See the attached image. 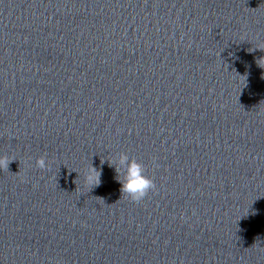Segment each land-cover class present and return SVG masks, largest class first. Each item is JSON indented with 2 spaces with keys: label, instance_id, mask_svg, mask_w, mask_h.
Here are the masks:
<instances>
[{
  "label": "clouds",
  "instance_id": "9594fccd",
  "mask_svg": "<svg viewBox=\"0 0 264 264\" xmlns=\"http://www.w3.org/2000/svg\"><path fill=\"white\" fill-rule=\"evenodd\" d=\"M258 49L264 51V42L260 43ZM258 61H264V58H261ZM259 66L264 68V65L259 64ZM124 159L127 158L124 157ZM11 161L12 160H10L7 156L0 157V169L7 170ZM36 165L40 169L48 167L43 156L36 160ZM87 179L88 183L98 185L100 180L97 170L92 169ZM121 185V192L129 194L130 199L133 202H140L148 195L150 190L155 188L153 179L144 175L142 165L135 161L131 162L129 165L126 179L121 183Z\"/></svg>",
  "mask_w": 264,
  "mask_h": 264
}]
</instances>
